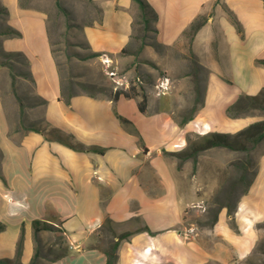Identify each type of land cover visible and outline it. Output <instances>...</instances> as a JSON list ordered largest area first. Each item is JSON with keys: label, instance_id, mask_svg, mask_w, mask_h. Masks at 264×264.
I'll return each mask as SVG.
<instances>
[{"label": "crops", "instance_id": "0c3cea01", "mask_svg": "<svg viewBox=\"0 0 264 264\" xmlns=\"http://www.w3.org/2000/svg\"><path fill=\"white\" fill-rule=\"evenodd\" d=\"M92 1L102 10L101 20L86 22L82 36L91 51L117 54L130 41L132 1ZM147 1L157 13V41L167 48L187 46L207 72L203 103L182 126L179 122L188 116L180 121L172 117L169 89L160 97L150 94L145 113L133 98L112 101L79 94L64 104L45 13L20 0H0L7 10L5 25L20 33L1 36V47L27 57L34 91L46 100L48 126L78 143L103 148L102 153L78 151L35 131L14 140L0 97L5 116L0 121V165L6 180H0V222L5 224L0 238L8 237L0 240V258H14L23 225L20 262L28 263L34 247L32 220L55 215L62 221L69 250L44 264H105L102 248L107 245L100 244L104 234L99 228L108 216L117 234L131 232L120 241L115 264H259L252 261V252L264 236L256 227L264 222V154L248 191L238 200L236 228L221 208L213 226L203 231L211 237L205 243L191 227L182 226L186 204L180 205L176 161L163 151L186 147L188 132H236L257 121L253 116L230 118L226 108L239 94L254 95L264 87V64L255 63L264 59V0ZM199 15L206 21L186 38L184 31ZM116 114L130 120L139 136Z\"/></svg>", "mask_w": 264, "mask_h": 264}, {"label": "rangeland", "instance_id": "374dc122", "mask_svg": "<svg viewBox=\"0 0 264 264\" xmlns=\"http://www.w3.org/2000/svg\"><path fill=\"white\" fill-rule=\"evenodd\" d=\"M26 6H33L42 10L46 15V21L51 35L58 48V59L61 62L62 74L71 75L77 81V89L83 93H93L98 97H108L116 88H127L134 84L143 86L148 96L156 95V85L165 78L169 83V99L173 100V109H170L172 117L180 121L191 113V107H196L201 101L203 88L206 81V70H195L190 63V49L181 47L161 48L154 51L147 47L137 55L113 54L108 55L109 63L101 60V56L86 57L75 56L73 53L87 54L89 49L84 46L81 27L93 17V8L90 4L74 0H64L62 4L70 11L69 18L57 10L54 0H21ZM0 16V25L4 23ZM186 38L187 35L185 36ZM136 49L135 43L128 48L129 51ZM68 56H71L68 59ZM0 56V61H5ZM16 68L10 70L0 64V97L4 106L6 118L9 123L10 136L18 140L25 132L26 127L47 129L44 120L43 105L34 95V86L24 74L26 68L16 58H12ZM110 71L113 72L110 75ZM11 73L15 74L12 89ZM15 90V94L14 91ZM16 94L20 97L24 118L20 117L19 103ZM160 97V96H157ZM177 101H180L178 104ZM182 105V106H181ZM178 106H181L180 108ZM257 120L264 119V109H257L252 115ZM3 118L0 112V121ZM223 132L233 133L225 129ZM45 133L49 138L54 135L48 130ZM197 132H188L191 140H196ZM264 154V139L252 148L249 153L228 150L215 147L200 151L195 166L191 160L182 164L178 170L181 207L183 211L182 226L192 228V233H198L197 237L202 242L208 243L210 236L203 232L208 225L209 210L216 206V196L219 189L228 182L229 177L236 175V162L247 161V169L250 172L257 170L258 158ZM168 156V155H167ZM176 161V158L169 156ZM185 200V201H184ZM264 231V225L261 226ZM102 246L108 243V233L103 232ZM59 231H43L41 233L44 242V250L52 257L58 248L57 237ZM8 238V237H7ZM6 237L0 238L6 242ZM51 247L53 250H48ZM261 252V254H260ZM264 236L258 243L257 251L252 256V261L264 264Z\"/></svg>", "mask_w": 264, "mask_h": 264}, {"label": "trees", "instance_id": "16d2710c", "mask_svg": "<svg viewBox=\"0 0 264 264\" xmlns=\"http://www.w3.org/2000/svg\"><path fill=\"white\" fill-rule=\"evenodd\" d=\"M63 0H54L57 10L64 16L65 20L69 18L70 11L62 4ZM85 2L91 5L93 8V17L89 20V24H92L94 21L99 22L101 20L102 10L101 8L94 3L92 0H74ZM132 1V32L130 35V41L128 45L123 47L118 54H132L137 55L142 52L145 48L150 47L154 51H158L161 48H167L163 44L157 41L156 39V20H157V13L150 5L147 0H131ZM220 0H214V3H218ZM21 4L23 2L20 0ZM230 17L232 22L234 23L236 30L238 33H241V27L239 22L236 18L230 13ZM0 16L3 19L4 23L0 25V37L1 36H19L20 33L12 27L5 25L6 17H7V10L0 4ZM206 21L205 15H199L194 19L191 23L189 28L184 31V34L187 35L190 39L196 33V31L204 24ZM47 23V21H46ZM84 25V24H83ZM83 27V26H82ZM81 27V29H82ZM47 32L50 42V49L52 56L54 58L56 68L58 70V74L60 76V98L59 100L62 101L64 104L69 105L70 99L79 94H86L93 98H109L112 101H116L119 97L124 98H133L136 100L137 108L141 113H145L147 111L148 106V93L145 87L139 86L137 87L134 84L128 85L127 88H116L115 91L110 92L108 97H98L93 93H83L80 92L76 85L77 81L74 78L67 74L64 80L62 74V67L61 62L58 59V48L55 47V41L51 39V35L49 32V28L47 25ZM135 43L136 49L134 51H129L128 48L131 44ZM84 46L90 50V47L86 40L84 39ZM104 53L89 51L87 54H80V53H73L75 56H80L82 58L86 57H95L100 56ZM112 55V54H107ZM0 56H4L6 59L5 61H0L1 65L7 66L10 70L16 68V65L12 63V58H16L20 61L23 66L26 68L25 72L22 74L26 75L28 79L32 82L34 86V81L31 75V71L29 68V61L27 57L20 51H5L1 47L0 42ZM71 56H68L70 59ZM190 63L195 70H203V67L197 62L196 56L190 51ZM256 64H264V59L257 58L255 59ZM12 77V89H13V81L15 80V74L11 73ZM14 94H15V90ZM35 97L39 100V103L44 105L46 100L35 93ZM16 98L19 103L20 108V117L24 118V109L21 102L20 97L16 94ZM203 103L201 98L200 104ZM257 109H264V87H262L256 94L249 95L245 93H241L238 95L236 100L232 102L226 108V115L230 118H237L242 116H251L252 112ZM195 112V107L191 109L190 115L181 120L179 125L182 126L187 120L192 117V114ZM116 117L119 121L127 127L130 133L139 136L138 131L135 129L133 123L128 120L127 118L116 114ZM46 125L48 123L44 117ZM45 130H48L50 134H53V139L64 142L68 147L78 150V151H93L102 153L103 148H98L95 146H88L82 143H78L74 141L72 135L70 134H63L58 128L49 127L47 129L37 128V127H26L25 134L28 131H35L41 134H46ZM10 134V131H9ZM22 134V135H23ZM47 135V134H46ZM196 140H191L189 136H186L187 145L181 150L178 151H163L165 155L171 156L176 158V168L178 170L181 169L182 164L187 161L191 160L193 165L195 166L197 161V156L200 151L209 149V148H225L228 150L234 151H241L246 152L247 154L249 151L258 145L264 139V119L254 121L247 126L239 129L236 132L228 133V132H218V131H211L204 134H195ZM141 141V139L139 138ZM1 152H0V160H1ZM249 163L247 161H238L236 162V166L238 169L236 170V175L229 177L228 182L224 184L218 191V195L216 196V206L209 210V219L207 221L208 227H212L213 224L217 220L218 212L221 208L226 209V214L229 218V225L232 228H236L234 223V212L238 203V200L242 195H244L256 174V170L250 172L247 169L246 164ZM0 180L3 183H6L4 175L1 170L0 165ZM32 240L34 243L33 253L28 263L26 264H44L45 262L57 260L65 255L68 254L69 247L67 245L65 235H64V228L62 227V221L55 215L49 216V218L45 219H33L32 220ZM264 225V222L257 223L256 227H261ZM5 229V224L0 222V232ZM146 230V227H143ZM43 231H59L60 235L57 237V241L54 244L58 245V248L55 250V253L52 257L48 256L47 250H44V242L42 241L41 233ZM107 232L109 235V241L105 248H102L103 253L106 256L105 264H115L117 260V248L119 243L122 239L127 238L131 232H122L117 234L113 229V222L112 220L106 216L104 218L103 223L99 228V233ZM116 238V239H114ZM23 240H24V227L21 226L20 233L16 242V249H15V256L14 258L8 257H1L0 264H25L20 262V256L22 254L23 249ZM257 246H255L252 254L257 251ZM48 250H53L51 247Z\"/></svg>", "mask_w": 264, "mask_h": 264}, {"label": "built area", "instance_id": "2783aa9c", "mask_svg": "<svg viewBox=\"0 0 264 264\" xmlns=\"http://www.w3.org/2000/svg\"><path fill=\"white\" fill-rule=\"evenodd\" d=\"M100 56H101V60H102L103 62H105V63H109L110 58L108 57L107 54H102V55H100ZM112 74H113V72L110 71V75H112ZM168 88H169L168 79L165 78L164 80L160 81V83H158V84L156 85V89H157V90H156V95H157V96H160V95L165 94V93L167 92Z\"/></svg>", "mask_w": 264, "mask_h": 264}]
</instances>
